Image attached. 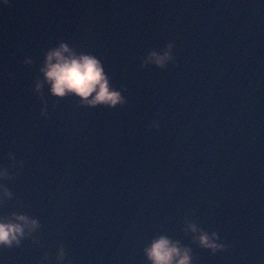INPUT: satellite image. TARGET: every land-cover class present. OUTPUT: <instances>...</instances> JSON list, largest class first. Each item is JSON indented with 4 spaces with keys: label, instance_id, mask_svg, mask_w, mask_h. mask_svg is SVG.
I'll return each mask as SVG.
<instances>
[{
    "label": "water",
    "instance_id": "1",
    "mask_svg": "<svg viewBox=\"0 0 264 264\" xmlns=\"http://www.w3.org/2000/svg\"><path fill=\"white\" fill-rule=\"evenodd\" d=\"M60 40L95 53L127 103L53 104L45 83L41 115L32 85ZM168 40L177 64L140 66ZM0 165L18 172L0 211L41 221L40 243L0 249L2 264L45 251L56 264L60 241L73 264H149L143 247L162 233L191 245L196 264H264V0L0 3ZM188 222L229 247H201Z\"/></svg>",
    "mask_w": 264,
    "mask_h": 264
},
{
    "label": "clouds",
    "instance_id": "2",
    "mask_svg": "<svg viewBox=\"0 0 264 264\" xmlns=\"http://www.w3.org/2000/svg\"><path fill=\"white\" fill-rule=\"evenodd\" d=\"M0 3H10V0H0ZM174 40H168L163 49H151L140 58V66L145 67L153 63L160 68H166L168 62L177 64L174 49ZM24 64L31 65L35 61L31 56H26ZM38 75L32 85L33 91L40 98V114L48 116L49 100L43 91L44 84L49 86V95L55 98L73 97L81 106L115 107L127 103V97L122 92L127 90L126 84L116 87L106 70L104 62L93 52L78 50L75 45H70L65 40H60L55 46L49 47L44 52V57L38 68ZM42 73V75H40ZM13 75L9 73V76ZM149 127L160 128L159 118L152 119ZM11 160V169L24 167L23 159H17L16 153H7ZM18 175L15 170H10L8 165H0V205L13 196L12 190L4 183ZM41 221L28 211L17 208L10 211H0V249L19 246L25 238L32 242L40 243ZM187 229L191 230V240L201 247L209 249L212 253L229 247L215 229L209 231L195 222H188ZM186 229V231H187ZM143 254L149 264H196L191 245L173 238L167 234L154 236L143 247ZM49 253L45 251L37 264H45ZM67 252L63 241H60L56 254V264H73L71 259H66ZM2 264V261H0Z\"/></svg>",
    "mask_w": 264,
    "mask_h": 264
}]
</instances>
